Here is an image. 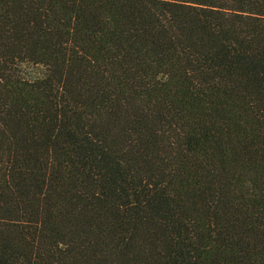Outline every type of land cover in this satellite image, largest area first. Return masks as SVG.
<instances>
[{
    "label": "trees",
    "instance_id": "obj_1",
    "mask_svg": "<svg viewBox=\"0 0 264 264\" xmlns=\"http://www.w3.org/2000/svg\"><path fill=\"white\" fill-rule=\"evenodd\" d=\"M0 264H264V0H0Z\"/></svg>",
    "mask_w": 264,
    "mask_h": 264
}]
</instances>
